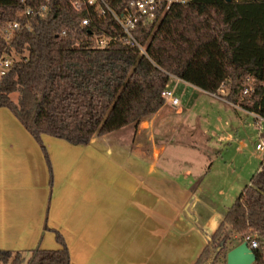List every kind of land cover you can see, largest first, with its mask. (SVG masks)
<instances>
[{"label": "trees", "instance_id": "obj_1", "mask_svg": "<svg viewBox=\"0 0 264 264\" xmlns=\"http://www.w3.org/2000/svg\"><path fill=\"white\" fill-rule=\"evenodd\" d=\"M102 1L0 0V60L11 61L0 77V109L13 114L47 162L42 136L87 146L137 129L164 106L170 77L264 120V0H190L158 11L132 32L144 54L126 44L112 17L127 14L135 0ZM13 23L20 28L9 33ZM97 38L115 41L100 49ZM197 230L206 245L194 264H218L232 240L254 243V264H264V161L215 233ZM54 235L59 249L0 251V264H70Z\"/></svg>", "mask_w": 264, "mask_h": 264}, {"label": "crops", "instance_id": "obj_2", "mask_svg": "<svg viewBox=\"0 0 264 264\" xmlns=\"http://www.w3.org/2000/svg\"><path fill=\"white\" fill-rule=\"evenodd\" d=\"M170 79L168 89L191 87ZM166 116L162 107L127 135L94 138L87 146L42 136L47 162L13 114L0 109V251H54L58 233L70 264H194L206 245L197 228L215 233L225 213L197 196L201 175L181 166L183 145L156 133ZM255 126L252 146L264 128ZM219 141L228 144L230 159L245 160L246 140ZM224 187L225 181L221 197Z\"/></svg>", "mask_w": 264, "mask_h": 264}, {"label": "rangeland", "instance_id": "obj_3", "mask_svg": "<svg viewBox=\"0 0 264 264\" xmlns=\"http://www.w3.org/2000/svg\"><path fill=\"white\" fill-rule=\"evenodd\" d=\"M169 83H175L174 79H170ZM175 85L174 89H169L179 100V106L173 108L165 102L163 112L167 116L157 122L156 133L162 136L161 141L169 140L183 145L178 147L182 151L181 157L177 155L181 160V166L185 171H197L198 175H201L197 196L200 199L206 198L205 201L211 202L212 206L225 213L259 167V161L250 157V152L253 153L252 143L257 137L255 125L258 122L220 97L203 93L181 83ZM10 98L16 102L17 94H12ZM177 111L179 113L175 114ZM130 128L132 130V127H127L119 133L110 135V138L117 136L119 139V136L127 135L131 131ZM169 128L176 129L170 131ZM226 135L247 141L250 149L245 160L230 159L233 154L228 149V144L219 141ZM158 138L155 139L157 147L160 141ZM166 156L167 153L160 160L159 167L166 160ZM232 179L235 187L229 191ZM223 181L226 187L221 188L224 195L221 197L218 190ZM236 244L237 242L233 240L227 243L225 253ZM218 264H225V259L221 258Z\"/></svg>", "mask_w": 264, "mask_h": 264}, {"label": "built area", "instance_id": "obj_4", "mask_svg": "<svg viewBox=\"0 0 264 264\" xmlns=\"http://www.w3.org/2000/svg\"><path fill=\"white\" fill-rule=\"evenodd\" d=\"M190 0H135L132 8L127 14L118 17L112 14L113 19L121 28L122 33L125 36V42L128 46L132 48H137L141 54H144V49L140 47L132 36V32L140 21L150 22L155 18L158 11H167L174 4H185ZM88 6L104 5L102 0H86ZM41 11H47L46 7L43 6ZM30 12L27 11L25 14L28 15ZM86 20L82 21V26L86 25ZM9 33H12L20 28L18 23H13L9 25ZM8 37V36H7ZM115 41L114 39L108 38H97L94 40L97 48H106L110 43ZM11 66V61L8 59L0 60V77L4 76ZM171 78V77H170ZM173 78V77H172ZM246 93V92H244ZM161 97L164 102H167L171 107L176 108L179 106V100L174 96L173 92L166 88ZM255 119L259 121L260 125L264 124V120L253 115ZM262 126H260L261 128ZM263 129V128H262ZM261 129V130H262ZM253 156L262 163L264 161V137H260L253 145ZM249 248L255 247V244H248Z\"/></svg>", "mask_w": 264, "mask_h": 264}, {"label": "water", "instance_id": "obj_5", "mask_svg": "<svg viewBox=\"0 0 264 264\" xmlns=\"http://www.w3.org/2000/svg\"><path fill=\"white\" fill-rule=\"evenodd\" d=\"M230 2L231 0H225ZM197 228V227H196ZM255 256L248 242L243 241L230 249L225 255V264H254Z\"/></svg>", "mask_w": 264, "mask_h": 264}]
</instances>
